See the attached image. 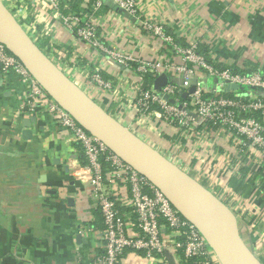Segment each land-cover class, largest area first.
<instances>
[{"label":"crops","instance_id":"obj_1","mask_svg":"<svg viewBox=\"0 0 264 264\" xmlns=\"http://www.w3.org/2000/svg\"><path fill=\"white\" fill-rule=\"evenodd\" d=\"M92 1L60 0V9L63 14L86 13ZM138 10L142 19L162 22L183 45L185 33L200 40L208 59L220 66L264 71V0H142ZM39 18L42 45L74 66L79 77L100 70L117 89H98L108 108L124 115L123 124L220 195L240 216L242 237L264 259V184L254 181L257 160L233 171L236 150L224 131H185L156 118L142 127L131 118L134 112L125 98L135 94L138 75L78 38L50 9H39ZM94 21L97 38L106 47L180 62L178 54L150 37L136 20L107 3ZM22 98L20 84L0 67V264H81L100 251L103 223L87 196L88 186L74 176L80 147L47 112L14 115ZM88 224L93 231H84ZM181 259L168 254L169 264H184ZM118 264L162 263L126 249Z\"/></svg>","mask_w":264,"mask_h":264},{"label":"built area","instance_id":"obj_2","mask_svg":"<svg viewBox=\"0 0 264 264\" xmlns=\"http://www.w3.org/2000/svg\"><path fill=\"white\" fill-rule=\"evenodd\" d=\"M89 1L84 0L86 3ZM141 1L93 0L86 13L63 14L60 0H2L36 44L42 36L38 31L39 9H50L78 38L100 48L117 64L136 73L139 82L135 94L124 97L129 109L134 112L131 118L142 127L156 118L160 123L185 131H224L233 138L236 150L233 171L239 172L252 160H257L258 167L253 169L255 174L251 173L256 176L254 181L257 185L264 184V71L239 73L230 66H220L215 59L209 61L201 52L200 40L185 33L183 45L165 31L162 22L155 21L153 17L142 19L138 10ZM104 3L124 13L130 21L136 20L150 37L160 41L171 53L178 54L180 62L156 57L141 58L128 49L118 50L102 45L97 38L94 15ZM106 24L109 25L108 22ZM41 50L112 117L121 123L125 120L120 112L109 109L98 94L99 87L117 90L104 79L100 70L82 72L79 77L75 67L52 50L46 46ZM133 64L136 65L134 68ZM0 67L21 87L23 98L14 115L47 112L65 131L67 139L80 147V161L74 176L88 186L87 196L99 210L103 223L99 231L100 251L90 253L81 264H118L126 249L142 251L147 258H157L162 264H169L168 254L182 257L183 263L191 260L192 264H220L197 228L172 207L162 192L79 126L1 42ZM145 74L153 77L147 89L142 88ZM161 74L167 76V81L157 89L154 80ZM231 85H237V88L232 89ZM192 86L194 89L190 91ZM125 126L150 144L132 126ZM214 194L221 199L220 195ZM163 230L168 232L167 236L162 233ZM84 231L91 232L93 229L88 224Z\"/></svg>","mask_w":264,"mask_h":264},{"label":"water","instance_id":"obj_3","mask_svg":"<svg viewBox=\"0 0 264 264\" xmlns=\"http://www.w3.org/2000/svg\"><path fill=\"white\" fill-rule=\"evenodd\" d=\"M0 42L79 126L162 192L172 207L197 228L220 264H263L242 237L234 211L89 97L28 36L2 0ZM166 81L167 76L161 74L154 85L159 89Z\"/></svg>","mask_w":264,"mask_h":264},{"label":"trees","instance_id":"obj_4","mask_svg":"<svg viewBox=\"0 0 264 264\" xmlns=\"http://www.w3.org/2000/svg\"><path fill=\"white\" fill-rule=\"evenodd\" d=\"M37 45H38V47L39 48H43V46L44 45H42V43L41 42H37ZM205 50H204V48H202L201 47V52H203L204 53V55H205V57L208 59V57L206 56V53L204 52ZM209 60V59H208ZM210 61V60H209ZM136 65L135 64H133L132 65V67L134 68ZM231 67V69L233 70V71H235V72H239V73H247V72H251L249 69H244V68H239V67H236V66H230ZM104 77V76H103ZM152 80H153V77L150 75V74H145L144 75V83H143V85H142V88L143 89H147L148 87H149V85H151V82H152ZM79 146V145H78ZM95 213H99L100 214V212H99V210L97 209L96 211H95ZM101 217V216H100ZM98 218L99 219V221L101 220L102 221V217L101 218ZM263 261H264V259H262ZM262 261V262H263ZM184 264H192V261L191 260H187L186 262H184Z\"/></svg>","mask_w":264,"mask_h":264},{"label":"rangeland","instance_id":"obj_5","mask_svg":"<svg viewBox=\"0 0 264 264\" xmlns=\"http://www.w3.org/2000/svg\"><path fill=\"white\" fill-rule=\"evenodd\" d=\"M24 87V86H23ZM247 91H250V92H255V90H253V89H248ZM238 218H240V217H238ZM238 221H239V225L241 224V220H239L238 219ZM241 227V226H240ZM246 241V240H245ZM246 243H247V245L249 246V247H251L250 246V243H248V241H246ZM254 253H255V255L261 260V261H263L262 260V256H261V252L259 253V251H257V249L254 251ZM263 254H264V252H263ZM264 262V261H263Z\"/></svg>","mask_w":264,"mask_h":264}]
</instances>
